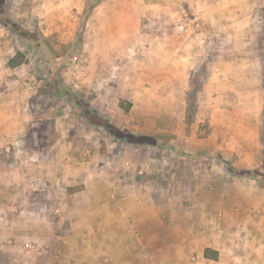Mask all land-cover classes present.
Segmentation results:
<instances>
[{
    "label": "crops",
    "instance_id": "obj_1",
    "mask_svg": "<svg viewBox=\"0 0 264 264\" xmlns=\"http://www.w3.org/2000/svg\"><path fill=\"white\" fill-rule=\"evenodd\" d=\"M180 1L110 0L94 6L85 24L91 42L86 59L95 68L103 105L87 109L86 117L95 111L108 117L112 111V117L128 118L136 105L131 76L144 71L148 62L159 81L167 80L173 58L181 65L182 59L191 57L185 54L190 41L199 44L204 38L206 43L217 36L224 44L236 39L249 43L257 26L256 11L264 5V0H196L200 28L187 27L178 36L180 54L175 58L170 32L151 28ZM6 34L0 25V155L8 154L9 144L15 147L17 189L29 191L28 196L18 194L14 204L1 202V247L7 256L15 247L21 264L29 262L25 257L29 254L33 264H264V188L256 179L232 176L224 165L195 164L189 167L188 179L193 189L185 195L188 187L175 192L171 182L162 179L161 162L146 158V166L119 163L120 158L113 157L117 152L111 150L115 142L103 149L111 157L100 158L91 134L85 135L91 143L79 152L63 133L55 140L49 136L43 148L28 147L26 124L40 104L32 110L31 82L18 77L19 65H8L14 52ZM184 37L189 40L182 41ZM243 59L241 64L235 61L237 68L251 75L255 58ZM114 93L116 102L109 105ZM51 96L50 92L47 98ZM119 99L131 104L129 110L119 107ZM63 118L70 120L68 115ZM130 145L134 150L141 147ZM0 164L7 166L1 158ZM6 173L1 174L5 187L11 186ZM13 208L16 213L10 212ZM55 231H64L59 260L54 254L58 246L50 242ZM78 234L82 241L76 251V243H71ZM11 236H16V246Z\"/></svg>",
    "mask_w": 264,
    "mask_h": 264
},
{
    "label": "rangeland",
    "instance_id": "obj_2",
    "mask_svg": "<svg viewBox=\"0 0 264 264\" xmlns=\"http://www.w3.org/2000/svg\"><path fill=\"white\" fill-rule=\"evenodd\" d=\"M105 1L110 2L101 0ZM92 2L94 0H0L1 20L14 24L16 29L13 31L11 25L5 27L9 48L14 52L12 57L17 55V60H20L17 65L18 77L31 82L29 86L34 91L31 108L40 104L39 109L34 111L33 119L26 124L25 136L28 139L25 144L28 147L43 148L49 136L55 140L63 133L79 152L85 148L86 143H91L85 140V135L91 134L99 144L100 158L110 155L103 149L115 142L117 144H113L111 150L117 152L113 157L118 156L119 163L126 161L131 166H139L146 158L153 163L161 162L165 167L162 179L171 182L175 192H180L184 186L188 187L189 191L186 189L185 195L193 189V183L188 180L189 167L212 163L221 168L224 165L222 159H227L238 169L254 170L258 174L259 184L264 188V178L261 176L264 174V5L256 11L257 26L249 43L236 39L233 43L224 44L217 36L206 43L204 38L199 44L190 41L185 50L187 56L191 55L189 60L182 59L180 65L173 58L169 77L167 80L162 78L163 81H159L160 76L152 74L147 62L144 71L138 70L137 74L131 76V91L136 105L131 115L124 118L112 117V111L108 117H102L97 111L85 116L87 109H101L103 105L96 88L97 77L93 76L95 68L86 59L91 42L88 41L85 24L92 11L83 23V7ZM195 2L181 0L173 5L172 11L157 19L160 24L151 28L152 32H170V47L175 58L180 54L176 50L181 41L178 36L183 33L174 30L173 21L180 16L184 17L188 29L192 28L193 24L188 19H197ZM190 31L200 33L197 30ZM188 40L185 37L182 39L186 42ZM73 56L77 60L73 61ZM249 57L255 58L254 68L251 69V75H243L235 61L241 64L243 58ZM30 73L34 74L32 79L29 78ZM17 74L8 76L16 78ZM123 81L124 75L119 76L120 85ZM61 85L75 94V102L61 92ZM141 86H144L142 90ZM50 92L52 96L48 99ZM116 97L115 93L112 94L108 100L109 105L116 102ZM78 100L83 102L85 108H79L76 103ZM123 104L127 106V103ZM162 104L164 106L160 107ZM66 115L70 120H63ZM107 123L113 129H107ZM150 123L154 124L150 135L156 137L157 146L138 144L141 147L134 150L128 136L127 141L118 140L116 134L119 131L126 135L143 134L149 131ZM142 146L153 149L144 151ZM180 150L195 154L189 157L180 153ZM5 152L8 153L6 156L0 155L7 162L5 169L0 164V209L2 201L14 204L18 194L22 197L29 195V191L20 187L17 189L15 162L18 157L14 154L15 147L9 144ZM200 152L213 153L222 159ZM4 172L11 186L5 187V183H1L4 176L1 174ZM10 212L16 213V210L13 208ZM2 225L0 220V231ZM63 232L55 231L56 236L50 241L58 246L54 252L58 260L62 252L57 251L64 247ZM73 236L75 241L72 240L71 246L76 243L78 251L82 237L79 234ZM2 237L0 264H21L17 252H14L15 247L10 252L11 256L2 250ZM11 237L12 245L16 246V236ZM25 257L29 261L27 264H33L31 254Z\"/></svg>",
    "mask_w": 264,
    "mask_h": 264
},
{
    "label": "trees",
    "instance_id": "obj_3",
    "mask_svg": "<svg viewBox=\"0 0 264 264\" xmlns=\"http://www.w3.org/2000/svg\"><path fill=\"white\" fill-rule=\"evenodd\" d=\"M101 0H94V2H92L91 4L87 3L84 7H83V14H84V19H83V23L85 21V19L88 18V16L90 15L92 9L94 8V6H96V4L100 3ZM0 24L4 27H7V26H10L13 31H15L16 29L14 28V24L12 23H8L6 21H2L1 18H0ZM17 55H15L14 57H12L11 59H9L8 61V65L13 67V66H16L20 63V60L18 59L17 60ZM51 76V75H50ZM61 92L64 93L65 95H67L68 97H70L74 102L76 101V96L74 93H72V91L70 89H68L67 87L65 86H62L61 85ZM79 106V108L81 109L83 106V102L79 101L76 102ZM123 103H127V106L124 107V104ZM118 105L119 107L122 109V110H128L130 108V103L128 101H125L124 99H119V102H118ZM85 108V107H84ZM106 128L107 129H113V126L111 124H106ZM153 132L152 131H148V132H145V133H141V134H137V133H133V134H128L126 135L125 133L123 132H118L117 137H118V140H121V141H127L128 137L130 138V142L131 143H136V144H146V145H158V144H155V142L157 141L156 140V137L154 135H150L152 134ZM124 134V135H123ZM126 135V136H125ZM128 136V137H127ZM163 144H166V143H162L161 145ZM160 145V144H159ZM168 146H171L173 147L172 144H168ZM180 153L184 154V155H187V156H192L194 155L195 153H192V152H187L185 153L184 151L180 150L179 151ZM199 154H208L209 156L213 157V158H220L222 159L221 157H219L218 155L216 154H213V153H206V152H200ZM222 161L224 162V165L226 166V169L228 170V172L230 173V175L232 176H235V177H250V178H253V179H256L258 180V174L256 175V172L254 170H248L246 168L244 169H238L236 167H234L229 160L227 159H222ZM263 176L264 178V174L261 175Z\"/></svg>",
    "mask_w": 264,
    "mask_h": 264
},
{
    "label": "built area",
    "instance_id": "obj_4",
    "mask_svg": "<svg viewBox=\"0 0 264 264\" xmlns=\"http://www.w3.org/2000/svg\"><path fill=\"white\" fill-rule=\"evenodd\" d=\"M190 22H192V24H193V27L192 28H194V29H199L200 28V23H199V20L198 19H188ZM173 25H174V27L177 29V31H179V32H183L186 28H187V21H186V19L184 18V17H178L177 19H175L174 21H173ZM72 60L73 61H75V60H77V57L76 56H73L72 57ZM148 162L149 161H147V163H143L142 165H148ZM129 163L128 162H126L125 163V165H128ZM138 173H140V174H142L143 173V170H138ZM195 258L194 257H192L191 258V260H194Z\"/></svg>",
    "mask_w": 264,
    "mask_h": 264
}]
</instances>
